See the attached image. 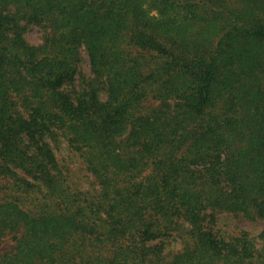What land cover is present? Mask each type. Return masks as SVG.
<instances>
[{"label":"trees","instance_id":"1","mask_svg":"<svg viewBox=\"0 0 264 264\" xmlns=\"http://www.w3.org/2000/svg\"><path fill=\"white\" fill-rule=\"evenodd\" d=\"M223 213L264 220V0H0V264H264Z\"/></svg>","mask_w":264,"mask_h":264},{"label":"rangeland","instance_id":"2","mask_svg":"<svg viewBox=\"0 0 264 264\" xmlns=\"http://www.w3.org/2000/svg\"><path fill=\"white\" fill-rule=\"evenodd\" d=\"M45 31L44 29L38 26H31L28 30L26 37L27 40L35 45H40L44 41ZM83 61L81 64V71L84 75L89 76L90 63L89 57L86 52H82ZM154 106L157 103H153ZM57 142L53 143V147L56 153V156L59 160L65 161L70 167L77 171L81 175V185L82 189L95 192L97 186L93 177L86 170L83 161L79 156L68 146L66 139L59 133L56 138ZM217 226L216 229L228 236H237L243 232H247L251 237H257L264 230V220H248L241 215L233 214H218L217 215ZM175 247H179V240L173 242Z\"/></svg>","mask_w":264,"mask_h":264}]
</instances>
